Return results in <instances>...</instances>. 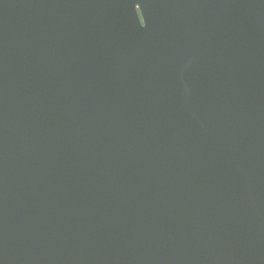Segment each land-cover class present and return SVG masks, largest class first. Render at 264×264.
<instances>
[{
	"label": "water",
	"instance_id": "95a60500",
	"mask_svg": "<svg viewBox=\"0 0 264 264\" xmlns=\"http://www.w3.org/2000/svg\"><path fill=\"white\" fill-rule=\"evenodd\" d=\"M0 264H264V0H0Z\"/></svg>",
	"mask_w": 264,
	"mask_h": 264
}]
</instances>
